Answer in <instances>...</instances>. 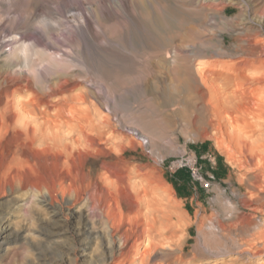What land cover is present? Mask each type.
Instances as JSON below:
<instances>
[{"label":"rangeland","instance_id":"1","mask_svg":"<svg viewBox=\"0 0 264 264\" xmlns=\"http://www.w3.org/2000/svg\"><path fill=\"white\" fill-rule=\"evenodd\" d=\"M196 2L0 0V78L10 76L6 64L15 60L10 45L13 37L32 51L42 50L46 44L61 45L56 58L67 64L56 72L44 62L40 67L47 66L49 72L42 76L48 81L60 73V81L66 78L78 83L74 94L86 95V102L77 101L73 106L82 109V118L92 123L85 121L88 139H101L108 154L107 159L91 165L93 171L113 157L126 166L133 179L143 174L147 178L152 190L145 179L137 177V187L131 192L149 193L145 200L152 216H148L146 204L145 215L154 218L159 229L162 223L169 227L160 230L166 237L173 233L172 240L171 236L160 243L162 249L157 250L154 263L264 264V253L260 257L238 255L248 248L247 242L255 244V232L264 224V217L256 220L257 228L255 219L246 225L249 228L239 221L243 212L239 197L245 191L239 182L250 170L239 171L229 144L218 134L206 138L202 127L195 129L192 121L201 123L205 117L203 104L194 92V83L177 72L186 64L195 76L209 62L231 65L234 59L218 56L221 47L233 49L250 36L264 42L259 37L264 29L257 32L244 27L255 14L264 15V0H220L201 8ZM35 82L32 91L47 85ZM2 89H6L4 85ZM11 145L10 137L1 138L0 156ZM2 181L0 264L101 263L104 245L96 223L79 213L70 215L67 209L71 205L62 196L50 202L46 211L30 206L27 191L11 190ZM171 212L168 220L162 217ZM90 228L94 232L89 233Z\"/></svg>","mask_w":264,"mask_h":264},{"label":"bare ground","instance_id":"2","mask_svg":"<svg viewBox=\"0 0 264 264\" xmlns=\"http://www.w3.org/2000/svg\"><path fill=\"white\" fill-rule=\"evenodd\" d=\"M217 1L220 0H197L196 3L201 8ZM85 23L89 29L88 18ZM244 27L262 31L264 15L255 14ZM259 37H264V31L259 32ZM257 39L250 36L233 49L221 47L218 56L225 54L234 59L231 65L218 66L216 62H209L204 69L198 68L196 76L191 74L187 64L177 71L194 83V92L203 104L205 117L202 121L199 120L201 123L192 121L195 129L202 127L206 138L218 134L229 144L228 149L232 151L231 155L235 158L239 171L250 170L239 182L245 190L239 197L243 210L239 221L241 225H245L243 228L248 227L246 225L253 219L257 228L256 220L264 217V42ZM10 45H13L15 60L6 64V71L10 76L0 78V88L3 85L6 88L0 90V139L10 137L12 145L0 156V180L11 190L27 191L30 194L27 200L30 206L46 211L51 208L50 202L62 196L71 205L67 209L70 215L79 213L81 218L96 223L101 228L99 236L104 245L100 264H162L159 260V263H154V256L161 248L159 246L173 233L170 230L172 235L168 233L170 236L166 237L160 231L162 221L158 222L162 223L159 229L160 225L157 226L155 219L148 217L152 216L145 200L149 193L140 195L137 192L136 196L132 194V189L138 184L137 177L142 181L145 179L144 174L143 179L140 178L141 175L136 180L133 179L126 166L120 165L113 157L110 161L100 163L98 171H93L91 165L94 167L97 159L108 154L101 146V139H88L84 125L85 121L89 122L80 115L79 111L82 109L77 110L73 106L77 101L86 102V95L74 94L78 83L74 85L66 78L65 81H60V73L48 81L42 76L49 72L47 66L40 67L44 62L56 72L63 70L67 64L56 58L60 55L61 45H39L42 50L32 51L30 46L18 44L16 37L11 39ZM179 66L181 64L177 69ZM52 73L50 75L54 74ZM34 81L37 84L44 81L47 85L41 83L42 90L32 91ZM21 92L24 95L22 98L19 96ZM90 108L88 107L89 111H92ZM138 172L140 174V170ZM146 179L143 182L149 188ZM144 206L148 209V216L144 213ZM166 212L170 213L168 210ZM167 214L162 217L165 216L168 220L172 212ZM159 216L157 215L158 218ZM84 224L86 228L87 223ZM165 227L167 226L164 225L162 232ZM218 227L227 231L234 225L226 229ZM92 232L94 229L90 228L89 233ZM172 239L173 236L169 238ZM252 241V244L247 242L245 245L248 248L239 251L238 255L260 257L264 253V224L255 232V239ZM172 249L170 248V252ZM159 253L161 254V250Z\"/></svg>","mask_w":264,"mask_h":264}]
</instances>
